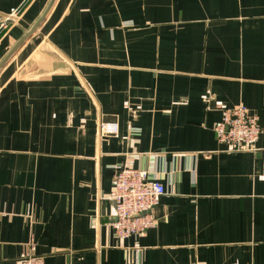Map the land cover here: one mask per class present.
<instances>
[{"label":"crops","instance_id":"1","mask_svg":"<svg viewBox=\"0 0 264 264\" xmlns=\"http://www.w3.org/2000/svg\"><path fill=\"white\" fill-rule=\"evenodd\" d=\"M51 2L28 0L0 33V65ZM238 106L260 121L252 152L216 138ZM124 167L166 190L155 228L125 240L111 200ZM30 252L264 264V0H55L0 69V264Z\"/></svg>","mask_w":264,"mask_h":264},{"label":"built area","instance_id":"2","mask_svg":"<svg viewBox=\"0 0 264 264\" xmlns=\"http://www.w3.org/2000/svg\"><path fill=\"white\" fill-rule=\"evenodd\" d=\"M0 14V31L6 30L20 13ZM116 124L100 126L102 136L114 134ZM218 142L232 152H252L261 135L259 118L246 107L223 108L222 118L215 126ZM166 195L163 185L150 178L147 171L124 167L115 177V190L111 200L115 203V221L112 228L120 239L138 237L155 228L153 210ZM17 264H44L42 258L28 253Z\"/></svg>","mask_w":264,"mask_h":264},{"label":"water","instance_id":"3","mask_svg":"<svg viewBox=\"0 0 264 264\" xmlns=\"http://www.w3.org/2000/svg\"><path fill=\"white\" fill-rule=\"evenodd\" d=\"M55 2V0H52L50 6L46 9L45 13L43 14V16L41 17V19L39 20V22L37 23V25L33 28L32 32L28 35H26L23 40L18 44V46L16 47V49H14L11 54H9V56H7L5 58V60L2 62V64L0 65V69L7 63V61L13 56V54L15 53V51L29 38V36L36 30V28L43 22V20L46 18V16L49 14V12L51 11V8L53 6V3ZM28 3V0L24 3V5L21 7L20 11L25 7V5ZM2 31H0L1 33Z\"/></svg>","mask_w":264,"mask_h":264}]
</instances>
